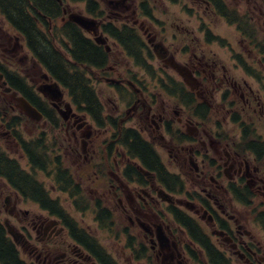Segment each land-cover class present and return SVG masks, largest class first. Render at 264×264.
I'll use <instances>...</instances> for the list:
<instances>
[{"label": "flooded vegetation", "instance_id": "1", "mask_svg": "<svg viewBox=\"0 0 264 264\" xmlns=\"http://www.w3.org/2000/svg\"><path fill=\"white\" fill-rule=\"evenodd\" d=\"M54 1L56 24L31 16L66 59L65 20L75 7L88 12ZM101 2L86 16L98 21L92 31L75 27L104 61L72 63L115 91L112 109L98 86H86L93 104L78 89L40 92L55 79L26 29L0 13L14 31L0 27L2 61L22 52L40 73L13 81L17 92L0 73V90L41 116L24 118L56 131L24 139L6 125L28 169L2 151L24 175L0 177L1 224L18 264H264V0ZM135 139L149 154L133 151Z\"/></svg>", "mask_w": 264, "mask_h": 264}, {"label": "trees", "instance_id": "2", "mask_svg": "<svg viewBox=\"0 0 264 264\" xmlns=\"http://www.w3.org/2000/svg\"><path fill=\"white\" fill-rule=\"evenodd\" d=\"M74 3L84 2L86 11L90 14L99 13V5L96 0H71ZM0 11L19 29H26V37L30 48L39 57V62L43 64L52 77L64 87H68L75 94L78 89V97L80 101L82 97L89 103L95 102L93 93L86 86H89L88 80L82 72H80L73 63H67L61 52L53 50L47 39L35 28V20L31 14L38 19L56 23V20L62 16V10L58 3L54 0H0ZM71 44L66 48L73 62L83 66L100 65L104 61V54L93 46L88 40L81 37L76 32L74 24L66 22L64 24ZM68 28V29H67ZM107 31V25H104ZM120 40V35L112 32ZM7 64L0 62V72L6 73L10 80H19L16 73L8 72ZM24 83V80L21 79ZM15 86H17L15 84ZM19 87V86H17ZM20 90V88H19ZM26 90V89H25ZM27 91V90H26ZM79 100V99H78ZM83 101V100H82ZM133 151L143 154H149L148 148L136 140L132 144ZM0 176L4 177L9 184L24 182V175L15 169V166L0 151ZM22 190V189H21ZM0 261L6 264H18L12 245L8 241L3 226L0 223Z\"/></svg>", "mask_w": 264, "mask_h": 264}, {"label": "rangeland", "instance_id": "3", "mask_svg": "<svg viewBox=\"0 0 264 264\" xmlns=\"http://www.w3.org/2000/svg\"><path fill=\"white\" fill-rule=\"evenodd\" d=\"M66 3H69L68 1H66ZM70 4V3H69ZM73 5V4H71ZM169 8L173 11H171V13H178V10H175L174 4H168ZM81 7H75L73 9L74 12L76 11H80ZM81 12V11H80ZM108 14V12H107ZM0 27H4L6 30L8 29L9 32L13 33L14 31L10 28V26L6 23H2V15L0 14ZM183 17V16H181ZM14 34V33H13ZM144 40L146 41V38L144 37ZM23 49L26 52L25 47H23ZM2 51L0 48V55H2ZM24 53H20L18 55H16L15 57L12 56L13 58L9 59V67L10 70L12 71H17L19 72V74L25 79V81L30 84V81L32 80H36L39 79V74L36 70H33L31 68V64L29 61H26V59H21V61H19L20 57L23 56ZM1 58V57H0ZM1 62L4 63V61H2V58L0 59ZM7 64V62H5ZM154 66L157 67L156 62H153ZM144 85L145 86H149L152 87L151 84L146 83L147 79H144ZM37 86V85H36ZM96 86H98L96 88L97 93L101 96L102 100H103V104H105L107 106L108 109H112L114 107V104H118L119 100L116 96L115 91H113L112 93L110 92V88L102 83L96 84ZM35 90V88H33ZM165 104H168V102H166ZM169 111V108H168ZM20 110L18 109V106L15 104L14 100L11 99L9 93L4 92L2 90H0V116H4L3 118L5 119V121H2L1 117H0V146H1V151H4L9 157L15 158L18 162L21 168H25L26 170H28L26 168L27 164L26 161L24 160V158L21 156V153L18 152L16 149H13V147L10 145L8 141V138L6 137V133L9 132V129L6 128V123H13V118L14 117H18L20 115ZM22 114V113H21ZM5 122V123H4ZM20 124L16 126L17 131L21 134V136L24 139H28L29 137L34 138L35 136H37L40 132H44L45 135H47L48 137H55L56 136V131L53 129H51L48 126H45L42 122L38 123V124H34L32 123V121H30L28 118H23L20 121ZM14 128V127H13ZM163 161L166 162V158L163 159ZM38 179L42 180L40 176H38ZM45 180V179H43ZM5 183L3 181L0 180V189L3 187V189L5 188ZM2 192H0L1 194ZM2 195V194H1ZM29 208H36L33 205H27ZM6 212L4 210V196L1 197L0 199V223L3 224L4 219L6 218Z\"/></svg>", "mask_w": 264, "mask_h": 264}, {"label": "water", "instance_id": "4", "mask_svg": "<svg viewBox=\"0 0 264 264\" xmlns=\"http://www.w3.org/2000/svg\"><path fill=\"white\" fill-rule=\"evenodd\" d=\"M69 19L72 22L78 24L79 26H81V27H83V28H85L87 30H93L94 29L93 27L95 26V23L91 22V21H87L83 17L72 15V16L69 17ZM98 43H99V41H98ZM46 88L47 89H40V91L42 93H44V94L48 93V91L51 92V93H55V94H57V92H58V89H57L56 85L47 86ZM26 108H27V113L28 114L29 113H34V114H36L38 116L37 112L33 108H31L28 104L26 105Z\"/></svg>", "mask_w": 264, "mask_h": 264}]
</instances>
